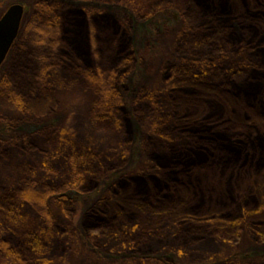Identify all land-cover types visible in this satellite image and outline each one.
<instances>
[{
	"label": "trees",
	"instance_id": "trees-1",
	"mask_svg": "<svg viewBox=\"0 0 264 264\" xmlns=\"http://www.w3.org/2000/svg\"><path fill=\"white\" fill-rule=\"evenodd\" d=\"M35 6L41 10L31 13L21 26L11 47L17 48L12 68L3 75L9 76L6 85L15 93L10 99L22 108L50 101L46 114H52L57 105L55 94L47 88L37 91L41 82L38 73L57 63L72 71H88L84 65L92 66L90 89L96 96L93 118L109 121L122 137L121 145L126 146L130 139L124 138L132 134V121L118 87L136 63L131 19L120 21L111 14L85 8L72 11L55 0H38ZM168 6L169 0H148L144 8L134 6V10L137 19L146 20ZM181 17L183 28L175 45L181 61L164 69V94L157 98L166 109L147 99L150 104L146 109L153 118L148 136L154 146L147 157L153 163L143 171L115 178L82 218L83 230L93 242L104 249L118 247L131 260L152 261L151 256L164 249L167 241L197 244L212 235L233 239L241 229L264 240V226L259 223L264 219V0H183ZM98 33L101 39L96 37ZM89 56L91 63L87 64ZM242 95L249 102L239 107ZM134 103L140 102L135 99ZM218 108L222 113L213 125L215 129L204 125L202 119L192 122L184 110L198 112L200 119ZM201 128L219 132L223 142L221 137L201 136ZM69 160L74 172L57 188L34 180L10 199L8 190L1 189L4 207L17 210L10 204L15 205L14 198L28 200L47 216V198L58 195L64 213L71 215L73 200L66 192L95 190L126 159L105 158L86 147L70 153ZM239 164L243 169L237 168L233 174L230 168ZM230 188L234 191L225 195ZM216 197L223 202L207 211L208 201ZM248 201L257 202L253 209L239 203ZM170 229H175L172 237L167 236ZM38 234L29 230L25 241L31 244ZM186 244L180 243L179 248ZM8 248L0 244L1 252L14 257ZM11 262L45 264L26 259Z\"/></svg>",
	"mask_w": 264,
	"mask_h": 264
},
{
	"label": "rangeland",
	"instance_id": "rangeland-1",
	"mask_svg": "<svg viewBox=\"0 0 264 264\" xmlns=\"http://www.w3.org/2000/svg\"><path fill=\"white\" fill-rule=\"evenodd\" d=\"M37 1L0 0V17L10 5L21 4L23 6L21 28L31 13L41 10L35 6ZM49 1L53 3L54 0ZM55 1L64 2L72 11L85 8V10L111 14L120 21L131 19V41L136 63L131 73L119 82L118 92L130 115L132 134L124 138L130 140L126 146H122V137L117 135L109 121L93 118L91 109L94 107L96 96L90 89V79L94 68L88 65H84L88 71L80 69L72 71L64 63H57L43 68L38 73L41 82L37 91L42 92L47 88L55 94L57 105L54 113L46 114L50 101L46 104H26L23 108L17 106L10 99L15 95L11 85H6L9 76H3L6 69L12 68L16 46L10 48L0 65V190H8L9 199L16 190L34 180L48 184L51 188L60 186L68 177V173L74 172L69 154L79 148L87 147L105 158L124 156L126 160L121 168L109 173L106 181L95 190L86 194L68 190L66 193L73 200V212L68 216L59 203L61 201L58 200V195L47 198V216L30 201L17 198L13 200L15 205L10 203L13 208L17 207V210L11 211L8 207H4L6 202L0 198V244L7 245L15 253L14 257H10L0 251V264H12L13 259H26L28 263L36 261L45 264L263 263L264 240L253 238L246 229H241L233 239L225 240L212 235L197 244L167 241L164 249L158 250L159 253L151 256L152 261L136 257L131 260L128 254L118 251V247L104 249L86 235L82 227V218L87 208L106 194L110 183L121 175L143 171L153 163L147 157L149 150L154 147L148 136L153 128V118L152 113L146 109L147 104H150L147 99H151L158 108L166 109L165 104L160 103L157 98L161 97L160 94H164L162 79L164 69L181 61L180 56L175 52V45L183 28L181 17L183 0H169L170 6L146 20L137 19L134 8H144L148 0ZM127 2L133 4H126ZM244 2L248 3L249 0ZM98 35L96 34V37L101 39L102 35L100 33ZM82 37L87 38V34H82ZM88 49L91 50L89 44ZM86 63H91V56ZM146 93L152 95L146 97ZM135 99L140 103H134ZM239 99L241 102L239 107H244L249 102V98L244 95ZM32 110L35 113H32ZM184 110L191 116L192 122L202 119L207 127L217 125L222 113L221 108H218L199 119L198 112ZM227 118L229 119L228 116L225 119ZM199 133L201 136L221 137L220 142H223V137L215 130L214 133H209L208 130L202 131L201 128ZM152 138L155 140L154 137ZM236 166L233 170L230 168L233 174L237 168L242 170L244 167L243 164ZM239 182L235 183V189L239 187ZM246 188L251 190L250 186ZM233 191L234 189H227L225 195ZM137 195L140 196L141 193ZM214 200L208 201L213 204L207 205V211L223 202L217 197ZM239 203L245 204L241 205L243 208L252 206L253 209L257 202ZM259 223L264 226V219ZM31 229L39 234L37 240L29 244L25 241V237ZM174 233L175 229H170L167 236L172 237ZM91 234L94 235V231H91ZM180 243L188 246L179 248Z\"/></svg>",
	"mask_w": 264,
	"mask_h": 264
},
{
	"label": "water",
	"instance_id": "water-1",
	"mask_svg": "<svg viewBox=\"0 0 264 264\" xmlns=\"http://www.w3.org/2000/svg\"><path fill=\"white\" fill-rule=\"evenodd\" d=\"M23 17V6L12 4L0 17V65L14 43Z\"/></svg>",
	"mask_w": 264,
	"mask_h": 264
},
{
	"label": "flooded vegetation",
	"instance_id": "flooded-vegetation-1",
	"mask_svg": "<svg viewBox=\"0 0 264 264\" xmlns=\"http://www.w3.org/2000/svg\"><path fill=\"white\" fill-rule=\"evenodd\" d=\"M5 60V59H4Z\"/></svg>",
	"mask_w": 264,
	"mask_h": 264
}]
</instances>
